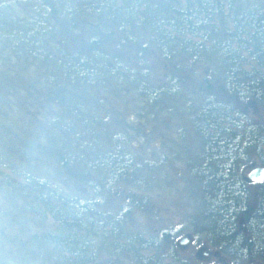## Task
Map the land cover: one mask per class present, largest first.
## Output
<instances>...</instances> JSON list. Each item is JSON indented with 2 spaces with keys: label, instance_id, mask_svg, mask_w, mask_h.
Wrapping results in <instances>:
<instances>
[{
  "label": "trees",
  "instance_id": "trees-1",
  "mask_svg": "<svg viewBox=\"0 0 264 264\" xmlns=\"http://www.w3.org/2000/svg\"><path fill=\"white\" fill-rule=\"evenodd\" d=\"M37 1L47 5L35 16L48 15L51 23V66L39 72L49 80L42 92L50 97L52 128L63 134L58 148H67L69 138L74 142L83 133L115 131L114 143L125 136L130 125L119 127L120 121L113 120L115 127L109 128L94 116L95 112L101 117L103 96L89 86L98 81L112 87L129 81L133 89L146 91V112L156 109V116L165 113V105L179 101L177 92L202 97L206 105L198 114L199 140L209 167L192 169L191 193L205 210L210 243L227 255L228 264H264V179L249 181L240 166L243 159L252 162L254 157L264 167V0ZM35 80L37 85L39 79ZM118 151L120 158L106 155L103 160L110 179L121 176L120 161L130 157L119 147ZM60 154L54 155L59 162L71 163ZM96 157L90 151L83 167ZM82 169L79 178L91 176ZM12 178L10 187L31 200L30 210L47 211L57 222L52 239L60 243L56 252L66 264H99L89 243L104 247L120 242L116 236L110 239L117 233L116 225L110 212L98 209L97 200L65 193L46 179L28 182L27 174ZM95 181L107 199L111 187L99 178ZM175 234L169 228L159 233L160 239L170 241L162 264H216L176 259ZM115 246L119 250V244ZM142 249L140 264L158 258V246Z\"/></svg>",
  "mask_w": 264,
  "mask_h": 264
},
{
  "label": "rangeland",
  "instance_id": "rangeland-1",
  "mask_svg": "<svg viewBox=\"0 0 264 264\" xmlns=\"http://www.w3.org/2000/svg\"><path fill=\"white\" fill-rule=\"evenodd\" d=\"M9 57L4 56L3 62L6 65L0 67L2 71L13 63ZM205 67L207 70L211 69L208 63ZM15 68L17 67L13 66L12 72L10 71V78L16 73ZM6 72L8 71L2 72L3 78L9 73ZM36 72V68L30 67L27 73L24 72V79H18L15 86L19 88V94H16L18 98L14 100L8 99L11 82L0 84V136L4 141L12 136L1 129L12 128L18 133L16 142L9 141L4 142L6 145H0V255L6 257L5 261L14 260L18 264L69 263H65L64 257L56 252L60 243L52 239L57 232V222L54 223L47 211L43 213L30 210L33 209V206H29L31 200L29 201L24 193L10 187L13 174L22 176L27 173L35 180L46 179L65 193L68 191L78 198H93L97 200L98 209L103 214L110 212L111 219L117 226H114L117 233L110 234V239L113 240L116 236L114 239L120 242L113 243L111 240L112 242L106 243L104 247H98L97 243L91 247L92 242L89 243V251L91 249L95 252V260L99 264H140L138 258L143 257L141 248L147 245L158 246L156 253L162 259L163 254L170 250V241L160 239L159 233L168 228L176 233L174 243L177 242L181 247L178 249L176 244L174 245L177 248L176 255L180 259L188 257L192 260L191 263H200L201 260L197 258L206 259L208 263L222 264L227 261V255L220 252L219 246L210 243L205 210L199 205L197 197L191 193V171L201 169L207 161L202 142L199 140L201 121L200 115L198 116L206 105L205 99L192 94L186 97L181 91L177 92L175 95L179 101L172 106L165 105V113L156 116V109L146 112L148 107L142 100L146 91L142 93L139 89H133L129 81L117 87L116 84L112 87L98 81V85L93 83L94 85L89 86L90 91L94 90L99 97L103 96L98 114L107 115L112 121H120L119 127L130 125L131 128H126V131L128 135L133 136L127 141L121 142L118 139L114 143L115 131L106 132L105 135L100 132H95L94 135L83 133L80 138L74 137V142L68 139L70 145L67 148L71 149L68 152L67 148H58L63 134L52 128V114L44 117L42 113L45 109L37 107L38 104L34 108L28 107L27 101L32 102L34 92H42L44 88V83L41 82L35 85L37 88L29 94L27 82ZM28 109L30 113L27 114ZM111 120H108V124ZM137 123L142 124V129H138ZM110 125L109 128L115 127L113 122ZM147 129L149 132L145 135L144 130ZM26 133L32 134L29 139ZM25 143H31L29 148ZM119 143L124 144L122 148L129 152L130 157L126 162L122 159L120 161L121 176L110 179V168L103 160L107 158L106 155H120ZM11 148L15 149L14 154ZM57 151L62 153L60 155L63 160L68 157L71 163L67 162L65 165L64 162H59L55 157ZM87 151L88 154L90 151L95 152L97 157L86 165V168L83 166L88 159ZM12 155L18 160V157H21L16 167L9 165L12 162L8 160L13 158ZM242 161L240 166L246 178L255 165L262 166L258 158L254 157L252 162H246L244 159ZM78 167H81V170L88 169V175L91 176L79 178L78 172L81 170L78 171ZM91 177L95 180L99 178V182L111 187L107 199L99 189L98 181L91 180ZM251 189L257 191V184H253ZM34 195H31L32 198ZM123 211L130 212L124 214ZM44 215L45 220L42 219ZM120 230L121 235L118 233ZM185 237L187 243H184L183 247L184 244L180 241ZM116 244H119V250L116 249ZM146 252L150 254L149 251ZM154 261L156 260L153 258L149 264H155ZM252 264L261 263L255 260Z\"/></svg>",
  "mask_w": 264,
  "mask_h": 264
},
{
  "label": "flooded vegetation",
  "instance_id": "flooded-vegetation-1",
  "mask_svg": "<svg viewBox=\"0 0 264 264\" xmlns=\"http://www.w3.org/2000/svg\"><path fill=\"white\" fill-rule=\"evenodd\" d=\"M46 5L47 4L45 2L41 3V1H37V0L36 1L35 0H0V67L3 68L2 66L6 65L3 62L4 56L5 57L10 56L12 58L13 63H11L10 65L12 68L13 66L17 67L15 68L16 73L12 75L13 77L11 76V78L9 77V74L12 72V68H10V66L6 70L3 69V71L9 72V73L6 72L8 74H7V77L5 78H3V73H2L3 71L0 68V84H4V82L6 81H7L6 83H9V81L11 82V86H10L11 88L9 89L8 99L14 100L18 98L16 94L18 93L19 88L15 86V84L18 82L19 78H21V80L24 79V72L26 71L27 73L30 67L37 69V77L33 76V78H30V80L27 82L26 87H27L29 94L32 93L33 89L35 88V85H36L35 79H39L37 81L38 82L37 85L39 84V82H42V83L49 82V80L46 79L47 76H44L45 74L42 75V73L39 71L40 70L42 71L50 70L51 65L49 63L48 57L50 56V54H52V50L50 46L51 44L48 40V35H50L49 34V28H50L49 24L51 23H50L48 15L39 16L38 14L37 16H35L36 10L41 11L42 8H44L45 10ZM62 77L63 76H61V78ZM32 98H34L32 102L27 101L28 107L32 106L34 108V106L38 104L37 107L45 109L42 115L44 117L49 116L51 113L50 112L51 107L49 105L50 97L46 95L45 93L41 91L39 92V90H36V95H34V97ZM15 102L17 101L15 100ZM29 110L30 109L27 110V114L30 113ZM32 115H34L33 111H32ZM94 116L96 120L100 119V121L106 122L107 125L113 122L110 119V117H107V115H103L99 117L94 112ZM108 120H111L109 124H108ZM141 125L142 124L139 123L138 129H142ZM1 130L5 131V133L7 132L10 133L9 136L11 135L12 136L7 141H4V139H2L0 136V140H3L2 142H0V145H4L5 144L4 142H9V141L16 142L18 140V137H17L18 133L15 129L11 128V129H1ZM148 132H149L148 129L144 130L145 135H147ZM126 134L127 132H124L123 135L125 136H122L121 141L122 140L127 141L128 138L126 136L128 135ZM26 135H28V139H29L30 138L29 136H31L32 134L29 135L28 133H26ZM25 144L29 148L30 146L29 144L31 143H25ZM9 145L10 144L8 143L7 146ZM118 146H120L119 148L123 149L122 147L124 146V144L123 145L119 144ZM11 151H13V154L14 152H16L15 149L13 148H11ZM18 158L19 160L21 159V157H18ZM19 160L16 158V156H13L12 159L8 160L12 162L9 165L16 167L17 164L20 163ZM206 162L205 164L202 165L203 168L209 167V163H206ZM16 175L19 176L18 174ZM26 179L28 180V182H31L34 180V177H31V174L27 173ZM235 188H236V191L237 190L239 191L240 186L235 185ZM242 228H243V225L241 224V220H240V229L243 230ZM180 242L181 244L187 243L186 237L182 239ZM175 244L178 249L181 247L179 246L177 242H175ZM184 246L185 244L183 245V247ZM12 258H15V257H12ZM4 259H6V257H2L0 255V264H18L14 260H12L11 262H8L7 260L5 261ZM176 259L180 261L182 260L181 262H186V260L188 262H192V260L188 257L187 258L185 257L183 259L176 257ZM197 259L201 260V263L207 262L206 259H202V258H197ZM154 260H156V264H162V261H163L161 257L160 258L158 257L156 259L154 258ZM143 264H148V263L144 261ZM222 264H228V262L225 261Z\"/></svg>",
  "mask_w": 264,
  "mask_h": 264
},
{
  "label": "water",
  "instance_id": "water-1",
  "mask_svg": "<svg viewBox=\"0 0 264 264\" xmlns=\"http://www.w3.org/2000/svg\"><path fill=\"white\" fill-rule=\"evenodd\" d=\"M247 177L251 181H260L264 179V167L263 166H254L247 174Z\"/></svg>",
  "mask_w": 264,
  "mask_h": 264
}]
</instances>
